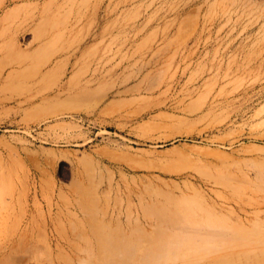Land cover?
Listing matches in <instances>:
<instances>
[{"label":"rangeland","instance_id":"obj_1","mask_svg":"<svg viewBox=\"0 0 264 264\" xmlns=\"http://www.w3.org/2000/svg\"><path fill=\"white\" fill-rule=\"evenodd\" d=\"M0 218V264H264V0H0Z\"/></svg>","mask_w":264,"mask_h":264},{"label":"bare ground","instance_id":"obj_2","mask_svg":"<svg viewBox=\"0 0 264 264\" xmlns=\"http://www.w3.org/2000/svg\"><path fill=\"white\" fill-rule=\"evenodd\" d=\"M26 211H27V210H26ZM96 211H97V210H96ZM83 213H84V212H83ZM0 220H2V219L0 218ZM25 220H26V219H25ZM97 222H98V221H97ZM3 223H4V222H3ZM0 224H1V221H0ZM24 225H25V224H24ZM3 226H4V225H3ZM29 228H30V227H29ZM99 233H100V232H99ZM61 234H62V233H61ZM32 235H33V234H32ZM32 235H31V237H32ZM98 235H99V234H98ZM57 238H58V237H57ZM30 239H31V238H30ZM30 239H29V240H30ZM54 240H55V239H54ZM32 241H33V240H32ZM50 241H51V239H50ZM55 241H56V240H55ZM55 241H54V242H55ZM59 241H60V240H59ZM93 241H94V240H93ZM93 241H91V242H93ZM25 242H26V241H25ZM33 242H34V241H33ZM65 242H66V241H65ZM65 242H64V243H65ZM81 242H82V241H81ZM94 242H95V241H94ZM28 243H30V241H29ZM60 244H61V243H60ZM98 244H99V242H98ZM54 245H55V244H54ZM94 245H95V244H93V247H94ZM99 245H100V244H99ZM14 246H15V245H14ZM57 246H58V245H57ZM50 247H51V244H50ZM99 248H100V247H99ZM52 249H53V248H52ZM52 249H51V250H52ZM94 249H95V248H94ZM13 250H14V249H13ZM54 250H55V249H54ZM97 250H99V249H97ZM103 251H104V250H103ZM52 252H53V251H52ZM53 253H54V252H53ZM53 253H52V255H53ZM94 253H95V252H94ZM99 255H100V254H99ZM98 257L101 258V257H104V256H98ZM105 257H106V255H105ZM102 259H103V258H102ZM93 260H94V258H93ZM99 260H101V259H99ZM104 261H105V259H104ZM93 263H94V262H93Z\"/></svg>","mask_w":264,"mask_h":264}]
</instances>
